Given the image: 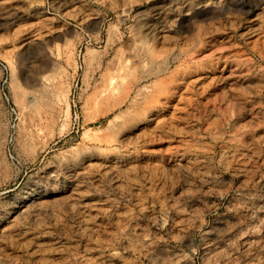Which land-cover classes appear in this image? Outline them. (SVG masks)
I'll return each mask as SVG.
<instances>
[{
    "label": "rangeland",
    "instance_id": "374dc122",
    "mask_svg": "<svg viewBox=\"0 0 264 264\" xmlns=\"http://www.w3.org/2000/svg\"><path fill=\"white\" fill-rule=\"evenodd\" d=\"M0 264H264V0H0Z\"/></svg>",
    "mask_w": 264,
    "mask_h": 264
}]
</instances>
